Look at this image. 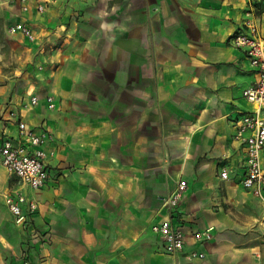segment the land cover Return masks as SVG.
Here are the masks:
<instances>
[{
  "label": "crops",
  "instance_id": "crops-1",
  "mask_svg": "<svg viewBox=\"0 0 264 264\" xmlns=\"http://www.w3.org/2000/svg\"><path fill=\"white\" fill-rule=\"evenodd\" d=\"M31 1L46 11L0 0L6 33L25 42L8 74L0 62V134L16 136L17 120L45 132L48 182L22 185L0 156V264H264V202L243 186L236 138L259 69L231 42L253 18L264 37V0ZM19 20L34 41L8 31ZM18 188L38 202L25 225L5 201ZM169 216L185 234L175 253L153 229ZM209 226L211 240L193 237Z\"/></svg>",
  "mask_w": 264,
  "mask_h": 264
},
{
  "label": "built area",
  "instance_id": "built-area-1",
  "mask_svg": "<svg viewBox=\"0 0 264 264\" xmlns=\"http://www.w3.org/2000/svg\"><path fill=\"white\" fill-rule=\"evenodd\" d=\"M18 1L23 12L36 10L38 13H44L47 9L45 1H38L34 7L31 0ZM245 26L249 33L239 32L232 37L231 42L238 48L246 49L252 64L259 69V79L244 90V96L256 106V110L244 113L236 120V138L246 146V173L242 180L243 186L264 202V165L262 163L264 115L261 114V110L264 109V37L256 19L246 20ZM7 28L10 33H21L29 40H34L36 37L33 28L26 21L9 23ZM47 102L50 108H55L56 103L53 97L48 96ZM40 103V97L32 94L24 101L23 106L32 109ZM9 116L17 118V111H10ZM17 123L16 136L7 137L0 134V156L3 165L22 185L42 189L48 182L45 161L47 153L44 148L48 135L41 130H36L23 120H17ZM221 176L228 178V170L223 169ZM187 189V181L179 180L174 191L165 200L170 213L179 205ZM5 201L15 216L16 222L21 225H25L29 216L38 209V202L27 197L20 188L7 194ZM153 229L163 239L168 252L175 253L183 250L185 234L170 216L154 225ZM213 232L214 227L209 226L203 230H195L193 237L197 241H207L213 238ZM191 256L204 258L205 253L192 251Z\"/></svg>",
  "mask_w": 264,
  "mask_h": 264
},
{
  "label": "rangeland",
  "instance_id": "rangeland-1",
  "mask_svg": "<svg viewBox=\"0 0 264 264\" xmlns=\"http://www.w3.org/2000/svg\"><path fill=\"white\" fill-rule=\"evenodd\" d=\"M5 23V16L0 15V62L2 63L1 65H3V71H6L5 73L8 74L9 70H12V67L17 65L24 57L25 53L24 51L22 52L20 48L25 45V42L24 40L8 35L6 33ZM0 85H2L1 79Z\"/></svg>",
  "mask_w": 264,
  "mask_h": 264
}]
</instances>
